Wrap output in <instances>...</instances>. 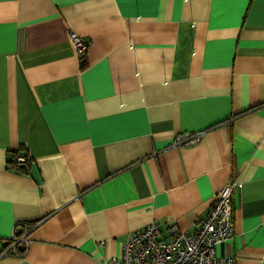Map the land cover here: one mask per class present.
Returning a JSON list of instances; mask_svg holds the SVG:
<instances>
[{
	"label": "crops",
	"instance_id": "crops-1",
	"mask_svg": "<svg viewBox=\"0 0 264 264\" xmlns=\"http://www.w3.org/2000/svg\"><path fill=\"white\" fill-rule=\"evenodd\" d=\"M231 180L217 254L264 264V0H0V264H107Z\"/></svg>",
	"mask_w": 264,
	"mask_h": 264
},
{
	"label": "built area",
	"instance_id": "built-area-1",
	"mask_svg": "<svg viewBox=\"0 0 264 264\" xmlns=\"http://www.w3.org/2000/svg\"><path fill=\"white\" fill-rule=\"evenodd\" d=\"M70 39L81 55L88 44L71 32ZM204 132L184 133L176 136L174 147L193 146L203 140ZM29 159L24 154L16 156L15 165L20 169L28 167ZM238 187L237 180H231L215 195L207 215L196 222L195 230L187 233L175 225L169 230V238L162 235L157 222L128 236L120 257L111 258L107 264H234V259L217 254V246L233 237L235 215L233 196ZM28 246L26 234L13 235L2 257L17 255L16 246Z\"/></svg>",
	"mask_w": 264,
	"mask_h": 264
},
{
	"label": "trees",
	"instance_id": "trees-1",
	"mask_svg": "<svg viewBox=\"0 0 264 264\" xmlns=\"http://www.w3.org/2000/svg\"><path fill=\"white\" fill-rule=\"evenodd\" d=\"M85 67H86V63L83 61V62H82V66H81V68L84 69ZM28 164H29V163H28ZM22 170H27V168L22 169ZM17 236H20V234L17 235ZM19 246H20V245L18 244V245L16 246V249H18ZM17 251H18V250H17Z\"/></svg>",
	"mask_w": 264,
	"mask_h": 264
}]
</instances>
